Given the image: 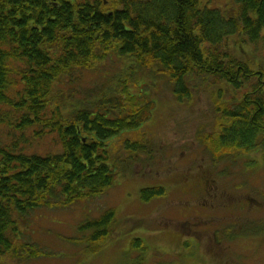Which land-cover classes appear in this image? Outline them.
Listing matches in <instances>:
<instances>
[{"label":"trees","instance_id":"16d2710c","mask_svg":"<svg viewBox=\"0 0 264 264\" xmlns=\"http://www.w3.org/2000/svg\"><path fill=\"white\" fill-rule=\"evenodd\" d=\"M233 1L231 17L201 0H0V258L18 246L20 222L37 208L70 205L114 184L107 140L149 118L146 101H125L135 74L163 72L180 100L206 76L244 89L240 104L224 110L230 124L216 145L264 146V136L257 139L264 133V95L225 45L237 33L264 36V0ZM113 55L124 59L108 81L114 86L89 105L83 97L67 101L61 85L99 71ZM34 134L54 135L60 148L38 152ZM163 192L145 188L142 195ZM114 218L108 209L80 229H94L90 240L100 242ZM25 240L21 251L34 256L37 243Z\"/></svg>","mask_w":264,"mask_h":264},{"label":"rangeland","instance_id":"374dc122","mask_svg":"<svg viewBox=\"0 0 264 264\" xmlns=\"http://www.w3.org/2000/svg\"><path fill=\"white\" fill-rule=\"evenodd\" d=\"M201 1L236 14L233 0ZM225 45L245 63L250 83L264 95L263 34L257 39L233 34ZM123 60L113 55L99 71L86 70L79 80L62 84L71 95L67 101L83 97L89 105L114 86L108 81ZM153 75L132 76L128 87L139 97L128 93L125 98L128 105L146 101L149 118L106 142L117 171L114 184L70 205L34 210L19 228L25 235L20 241L37 243L35 255L27 256L17 241L0 264H264V146L216 145L230 124L223 112L240 104L244 89L206 76L180 100L163 72ZM31 137L40 153L60 148L52 134ZM153 187L163 194L143 198V189ZM108 209L115 215L108 235L91 241L94 229L81 225Z\"/></svg>","mask_w":264,"mask_h":264},{"label":"flooded vegetation","instance_id":"af4514ba","mask_svg":"<svg viewBox=\"0 0 264 264\" xmlns=\"http://www.w3.org/2000/svg\"><path fill=\"white\" fill-rule=\"evenodd\" d=\"M214 182V181H213ZM207 189V188H206ZM213 189V195H217V193L216 192H214V189H216V188H212ZM207 191H208V189H207ZM210 194H212V192H210ZM249 200H254L255 198L254 197H251V198H248ZM211 206H213V204H211ZM191 228V227H190ZM192 229V228H191Z\"/></svg>","mask_w":264,"mask_h":264}]
</instances>
